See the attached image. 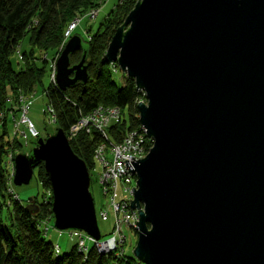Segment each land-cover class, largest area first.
Masks as SVG:
<instances>
[{
    "label": "water",
    "instance_id": "95a60500",
    "mask_svg": "<svg viewBox=\"0 0 264 264\" xmlns=\"http://www.w3.org/2000/svg\"><path fill=\"white\" fill-rule=\"evenodd\" d=\"M86 56L78 35L64 44L61 91L87 81ZM103 59L144 93L138 122L152 141L142 159L124 161L136 178L133 257L264 264V0H137ZM40 164L54 228L100 240L88 169L62 129L14 157L13 185H28ZM25 208L39 211L33 198Z\"/></svg>",
    "mask_w": 264,
    "mask_h": 264
},
{
    "label": "trees",
    "instance_id": "16d2710c",
    "mask_svg": "<svg viewBox=\"0 0 264 264\" xmlns=\"http://www.w3.org/2000/svg\"><path fill=\"white\" fill-rule=\"evenodd\" d=\"M136 1L118 0L98 31L90 34V40L83 41L87 45L86 82H78L64 91L53 83L42 88L46 106L53 111L56 130L62 129L67 135L70 127L81 117L98 107L110 106L127 109L129 118L128 125L123 119L107 128L112 142H119L129 130L139 129L136 105L138 100L143 99V95L136 90L134 81L123 73L124 82L118 87L113 79L116 73L103 59L112 36ZM103 2L0 0V264H141L130 253L123 258H116L112 254L101 255L92 246L85 254L79 253L74 245L68 253L56 256L54 245L44 238L49 228L45 226L41 229L42 225L53 220L51 203L38 202L37 197H34L39 211L31 214L25 208L27 202L24 204L6 194L8 152H12V162L17 152L24 153L27 148L31 149L35 145L34 139L38 137L30 134V139L27 137L24 141L18 137V133L16 135L12 131L13 119L17 120V115H20L22 100L34 94L36 87L42 85L46 73V67L38 65V62L47 64L45 58L41 59L35 53L55 52L63 41L66 27L77 18L75 15L80 11L84 14ZM24 37H28L29 51L20 50ZM14 55H17L15 65L19 66L18 69L12 62ZM81 55L82 51L72 53L69 56L70 66L77 64ZM99 138L96 132L90 134L82 130L68 141L72 151L84 161L88 172L95 167L93 150ZM149 144L152 145L151 142ZM36 179L43 190H51L42 164L36 168ZM3 208L7 211L6 221L1 218Z\"/></svg>",
    "mask_w": 264,
    "mask_h": 264
},
{
    "label": "built area",
    "instance_id": "2783aa9c",
    "mask_svg": "<svg viewBox=\"0 0 264 264\" xmlns=\"http://www.w3.org/2000/svg\"><path fill=\"white\" fill-rule=\"evenodd\" d=\"M97 14L98 11L94 10L90 11L86 16L92 20ZM76 24V20L71 23L70 29L64 34L66 37H68L70 31L76 27ZM111 69L113 73L117 74L120 72L116 64H111ZM55 79L56 69L54 68L50 73V82L54 85H56ZM143 99V102H145L144 96ZM24 100L25 99L22 100L23 105L20 109L19 121L13 119L12 124L15 130L12 131L13 134L16 135L20 132L19 136L26 141V132L19 131L20 125H26L27 130L33 137H37L38 133L27 118L29 103H24ZM46 111L51 114L52 122L54 123L53 111L48 106ZM120 119L121 110L119 108L110 109L109 107H98L90 114L81 117L70 127L66 135L68 140H70L74 138L79 131L85 130L86 133L91 134L92 132H96L100 136V140L93 150V160L95 165L98 164L100 167L98 183L102 190V194L106 198H109V207L112 209L114 215L112 233L105 238L102 237L100 240H94L81 231H68L71 239L77 237L78 241L75 246L79 253L85 254L89 249V243H92V247L101 255L112 254L116 258H123L125 255L129 254L125 251V246L128 243L126 231L133 232L137 235L138 226L136 222L138 223L139 216L136 210H130V201L132 202L133 200L132 188L136 189V178L134 173H127L124 161L134 162L144 157L152 146L149 144V142L152 143V141L147 138L145 130L139 125V129L127 131L119 142H112L106 130L111 125V122L115 124L118 123ZM132 158H134V160H132ZM13 174L14 169L12 175ZM12 192L11 194H13ZM13 198L18 199V196L13 194ZM42 202H52L51 190L43 194ZM98 216L102 219L106 218L108 216L107 210H100ZM47 230L48 228L46 227L45 231ZM129 243L132 245V248H134L133 243H131V241ZM53 252L56 256L60 255V247L57 244L53 246ZM112 264L118 263L115 262Z\"/></svg>",
    "mask_w": 264,
    "mask_h": 264
},
{
    "label": "rangeland",
    "instance_id": "374dc122",
    "mask_svg": "<svg viewBox=\"0 0 264 264\" xmlns=\"http://www.w3.org/2000/svg\"><path fill=\"white\" fill-rule=\"evenodd\" d=\"M118 0H104L103 3L99 4L93 9H90L88 12H78L75 16L77 18L75 19L77 21L76 28L70 31V34L68 37L65 35L63 36V41L61 42V45L55 52L50 51V52H41L40 54L36 52L35 54L46 61L47 64H42L38 62L39 67L44 66L46 67V73L45 76L42 80V85H39L36 87L35 92L32 96L26 97L24 100V103H29V109L27 112V118L28 120L32 123L33 127L35 130L38 132V135L42 138H46L48 135H52L55 133L56 127L54 123L52 122V116L51 114L47 113V106H46V98L44 96L43 92V87L47 88L50 85V73L51 71L55 68V62L58 58V54L60 53V49L63 48L64 44L69 40L70 37L73 35H78L83 41L85 40H90V34H94L98 31L101 23L105 20L106 16L112 11L115 5H117ZM85 7V6H84ZM87 9V8H83ZM97 10L98 14L94 19H89L86 15L90 11ZM83 11V10H82ZM74 20V21H75ZM71 25V24H70ZM70 25H68L65 29L68 31L70 29ZM89 31V33H87ZM64 33V34H65ZM28 37H24L21 41L20 44V50L21 51H29L30 47L28 46ZM46 56V57H45ZM16 57L17 55L12 57V62L14 64V67L16 69L19 68V66L15 65L16 64ZM20 59V56H19ZM121 71L117 74H114L113 79L118 87H120L123 82H124V77L121 75ZM124 74V73H123ZM140 93V92H139ZM141 95L144 96V93ZM143 102L144 99L138 100V102ZM23 105V104H22ZM22 107V106H21ZM110 109H115L117 108L116 106H110ZM21 109V108H20ZM106 109V108H104ZM46 111V112H45ZM125 120L127 125L129 124V118H128V111L127 109L121 110V119L120 120ZM17 120L19 121L18 115H17ZM51 121V123H50ZM113 122H111V125ZM13 131L15 130L14 127L12 129ZM19 131H25L27 134L28 139H30V133L26 128V125H20ZM20 134V132H19ZM66 136V135H65ZM20 137V136H18ZM67 138V137H66ZM68 140V138H67ZM69 141V140H68ZM34 146H36V139H34ZM31 148V149H32ZM30 148H27L25 150V153H28ZM21 152H17L16 154H19ZM12 155V152L9 151L7 155V164H8V184L6 188V194L7 196L10 195L11 198H13V194L18 196V199L20 201H23L25 204L29 199L37 197V201L41 202L43 200V193L46 194L48 190H43L42 186L39 184L38 180L36 179V168H34V175L33 178L31 179L30 183L28 185H23V186H14L12 183L13 179V160L11 162L10 156ZM143 158V157H142ZM141 158V159H142ZM99 172H100V167L98 164L95 165L94 168H92L89 171L90 175V192L92 194L93 198V204L95 211L97 212V224L99 227V231L102 235L103 238L107 237L109 234L112 233L113 225H114V215L112 209L109 207L110 200L109 198H106L102 194V190L99 186L98 183V178H99ZM13 191V192H12ZM11 192L13 194H11ZM107 210L108 216L104 219H102L100 216H98V213L100 210ZM6 216H7V211L6 208H3L2 216L1 218L3 221H6ZM47 226L49 228L48 233L44 236V238L51 242L53 245H58L60 247V255L64 253H68L70 249L77 243V237H74L73 239L70 238L69 232L68 231H62L59 232L54 228V219L50 220L46 225H42L41 229H44V227ZM127 237H128V243L125 246V251L126 253L132 254L133 248L131 243H133V247H135L136 242H137V235H135L133 232H128ZM92 246V243H89V247Z\"/></svg>",
    "mask_w": 264,
    "mask_h": 264
},
{
    "label": "bare ground",
    "instance_id": "6f19581e",
    "mask_svg": "<svg viewBox=\"0 0 264 264\" xmlns=\"http://www.w3.org/2000/svg\"><path fill=\"white\" fill-rule=\"evenodd\" d=\"M63 47H64V46H63ZM62 49H63V48H61L60 50L62 51ZM61 51H60V53H61ZM60 53L58 54V56L60 55ZM116 65H117V64H116ZM117 66H118V65H117ZM13 159H14V158H13ZM13 159H12V160H13Z\"/></svg>",
    "mask_w": 264,
    "mask_h": 264
}]
</instances>
